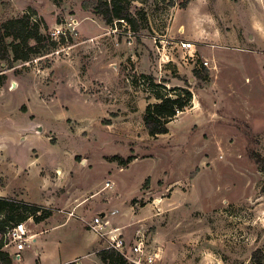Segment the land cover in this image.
Segmentation results:
<instances>
[{
  "label": "rangeland",
  "instance_id": "obj_1",
  "mask_svg": "<svg viewBox=\"0 0 264 264\" xmlns=\"http://www.w3.org/2000/svg\"><path fill=\"white\" fill-rule=\"evenodd\" d=\"M95 1L3 3L7 17L0 23L30 13L44 37L29 42L35 51L26 62L12 60L9 49L0 53L5 191L18 189V201L52 213L63 210L61 202L87 205L77 212L87 221L96 197L108 201L102 188L111 182L116 217L109 229L128 245L142 237L162 264H264V71L259 56L249 54L255 43L264 55V0H175L183 8L137 1L131 7L137 33L124 23L106 25L93 13ZM71 21L70 35L50 37ZM224 38L252 47L227 48ZM152 84L157 91L188 88L194 104L157 138L142 121L155 102ZM114 157L135 161L121 170ZM63 218L57 213L42 226L21 253L23 264H37L36 250L48 256L43 264L59 257L101 264L83 220L60 225ZM25 222L36 236L33 219L26 215ZM1 251L20 264L11 245Z\"/></svg>",
  "mask_w": 264,
  "mask_h": 264
},
{
  "label": "trees",
  "instance_id": "obj_2",
  "mask_svg": "<svg viewBox=\"0 0 264 264\" xmlns=\"http://www.w3.org/2000/svg\"><path fill=\"white\" fill-rule=\"evenodd\" d=\"M51 1L57 5L61 0ZM137 1L140 2L141 0H96L92 9L93 13L99 16L106 25H112L114 22L124 23L132 32L137 33L140 26L138 19L131 11L132 4ZM161 1L164 2L165 0ZM168 2L169 8L176 5L180 8L185 7V2L179 4L175 0H168ZM7 39H10L9 43H6ZM43 39L44 37L40 33V25L37 21L32 20L30 13L0 23V53L5 54L9 49L14 61H28L30 54L35 51L29 42L33 41L37 45ZM142 78L145 79L146 77L142 75ZM148 79L152 80L153 78L150 76ZM148 86H150V93L155 102L146 105L142 121L148 136L157 138L166 135L168 124L178 114L183 113L191 106L193 94L188 88L173 87L167 89V87L160 85L162 91H157L154 86L158 85ZM113 160L118 161V164L124 167L133 158L124 160L114 157ZM26 215L37 224L49 218L51 211L24 201L0 197V258H7L5 264H13L8 253L1 251L8 243L5 234L13 226L24 223ZM96 256L102 264H127L126 260L113 249L102 248L96 253ZM252 256H255V253Z\"/></svg>",
  "mask_w": 264,
  "mask_h": 264
},
{
  "label": "built area",
  "instance_id": "obj_3",
  "mask_svg": "<svg viewBox=\"0 0 264 264\" xmlns=\"http://www.w3.org/2000/svg\"><path fill=\"white\" fill-rule=\"evenodd\" d=\"M75 23L65 25L61 24L53 28L50 32V37L54 40L70 35L72 26ZM183 49L191 48V44L182 43ZM207 66V61L202 63ZM111 188L109 183L105 184V188ZM91 230L98 235L99 238L105 239L107 249H113L118 252L127 262V264H162L157 250L152 249L144 241L142 237H139L133 244H127L123 239H120V235L117 234V229H109V220L97 215L92 220ZM5 237L8 241L7 245H11L14 249L13 257L19 262L21 260V253L30 247L34 241L35 235H30L26 228V222L17 224L7 231ZM69 264H75L69 263Z\"/></svg>",
  "mask_w": 264,
  "mask_h": 264
},
{
  "label": "crops",
  "instance_id": "obj_4",
  "mask_svg": "<svg viewBox=\"0 0 264 264\" xmlns=\"http://www.w3.org/2000/svg\"><path fill=\"white\" fill-rule=\"evenodd\" d=\"M10 1H13V0H0V19L1 18H3V17H7V15H6V12H5V9H4V7H3V3H5V4H9L8 2H10ZM253 40V39H252ZM222 42H225V43H228V44H226L227 46H225V47H227V48H229L230 46V44H235V43H237V42H239V43H241V44H236L237 46H241V47H244V48H246V49H250V47H252V44H250V43H248V41H243V40H241V41H238V40H231V39H227V38H224V39H222ZM235 46V45H234ZM254 46H255V48H256V50L255 51H249V54H257L258 56H259V60H260V63H259V68H260V70H261V72H263L264 71V69L262 68V65H261V61H262V59H263V54H260L259 52H256L257 50H260V48L254 43ZM262 50V49H261ZM230 53L228 52V51H226V55L228 56ZM227 56H225L226 57V59L228 58ZM245 57H246V55H244ZM243 56V57H244ZM244 57V58H245ZM231 61V60H230ZM263 74H264V72H263ZM248 81V83L250 84L251 83V79H249L248 78V76L245 78V82H247ZM5 88V87H4ZM3 92V90L2 91H0V95H1V93ZM193 100V99H192ZM192 104H193V102H192ZM193 106H194V104H193ZM192 109V108H191ZM19 111V110H18ZM19 112H21V111H19ZM22 113V112H21ZM184 113V112H183ZM24 114V113H23ZM26 115V114H25ZM27 116V115H26ZM28 117V116H27ZM32 120L29 118V122H28V124H27V127H28V129H29V125H31V122ZM171 123V122H170ZM169 123V124H170ZM168 124V125H169ZM27 127L26 128H24V130H26L27 129ZM168 130H169V128H168ZM41 130H39V132H40ZM28 132H30V129H29V131ZM27 132V133H28ZM30 133H32L33 134V132H30ZM34 134H37V133H34ZM168 134V133H167ZM34 149H32L31 150V153H32V151H33ZM36 160H38L37 158H34V160L33 161H36ZM133 161H135V158H133V160L130 162V163H132ZM130 163L129 164H127L126 166H124V167H122V169L121 170H124L125 168H127L129 165H130ZM36 166V165H35ZM120 170V171H121ZM29 171V170H28ZM27 171V172H28ZM24 172H25V170H24ZM36 172H37V168H36ZM26 173V172H25ZM0 176H2L1 174H0ZM38 176H39V174H38ZM148 177H150V176H147V178ZM39 178H40V176H39ZM106 183H109V185H111L110 183L111 182H105L104 183V186H103V190L105 191L104 192V197L105 198H107V202H102L101 201V199H98L97 197H96V194L94 195V197H96V199H97V201L95 202V203H93L91 206H90V208L91 209H89V212H93V217H92V220H93V218L95 217V216H97V215H100L101 217H104V218H106L105 216L107 215V217L108 218H106V219H108V220H110V218L111 219H113V218H115L116 216L112 213V211L110 210V207H109V204H110V201L112 200V199H114V196H113V193L112 194H110V193H108V190H111V188L109 189V188H105V184ZM103 184H101L100 186H102ZM5 179H4V182H0V197L1 198H15L16 197V194H18V189H17V191L15 190V191H13V192H11V193H7L6 191H5ZM112 186V185H111ZM21 190V189H20ZM22 192V191H21ZM16 200L18 199L17 197L15 198ZM22 201V200H21ZM59 205H61V207H63V210H58V211H54L53 213L51 212V216L49 217V218H47L46 220H44V221H42V222H40V223H37V224H34V227H35V234H36V236L34 237V241L32 242V244H35L36 243V238H37V235L39 234V233H41V232H43V231H41V229H42V226H45V224L51 219V218H53V216H55V214H57V213H60V214H63L64 215V218H63V223L62 224H60V225H63V224H65V223H67V222H69L71 219H73V218H80L81 220H83L84 218H82V216L81 215H78L77 214V212H78V210L80 209V208H83V212H82V214H84V211H87V205L86 206H84L83 204H78V205H75V206H71V205H68V201H66V202H61ZM64 210H67V211H65V213L63 212ZM76 214V216H74ZM92 220H90V219H88L87 221H84L83 220V229L85 230V232L86 233H88L89 235H91V238L93 239V242L96 244L95 245V248H94V253H95V255H96V253L100 250V249H102L101 248V242H100V239H99V237H98V235H96L92 230H91V225H92ZM59 226V225H58ZM57 227V226H56ZM44 234H41V236H43ZM44 243H46V241H43V243L42 244H44ZM36 256H37V264H43L42 262H43V260H48V256L47 255H45L44 253H38L37 252V250H36ZM62 254H63V252H62ZM41 257H42V261H41ZM74 257V256H73ZM97 257V256H96ZM98 258V257H97ZM69 259H71V258H69ZM99 259V258H98ZM70 261H75V263H77L76 262V258H74L73 260H67V261H64V260H62V259H60V257H59V260L55 263H52V264H67V263H69ZM100 261V260H99ZM20 262V264H23V262L20 260L19 261ZM100 263H101V261H100ZM79 264V263H78ZM102 264V263H101Z\"/></svg>",
  "mask_w": 264,
  "mask_h": 264
}]
</instances>
